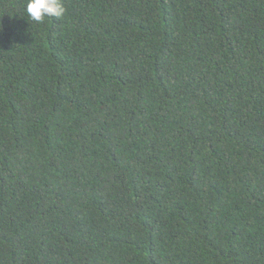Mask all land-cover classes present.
Here are the masks:
<instances>
[{
  "label": "trees",
  "instance_id": "16d2710c",
  "mask_svg": "<svg viewBox=\"0 0 264 264\" xmlns=\"http://www.w3.org/2000/svg\"><path fill=\"white\" fill-rule=\"evenodd\" d=\"M0 0V264H264V0Z\"/></svg>",
  "mask_w": 264,
  "mask_h": 264
},
{
  "label": "clouds",
  "instance_id": "9594fccd",
  "mask_svg": "<svg viewBox=\"0 0 264 264\" xmlns=\"http://www.w3.org/2000/svg\"><path fill=\"white\" fill-rule=\"evenodd\" d=\"M65 12L62 0H25V13L36 24L42 23L47 17L60 18Z\"/></svg>",
  "mask_w": 264,
  "mask_h": 264
}]
</instances>
